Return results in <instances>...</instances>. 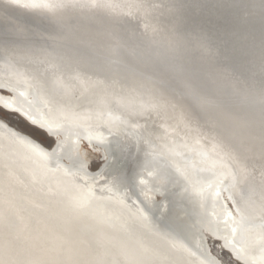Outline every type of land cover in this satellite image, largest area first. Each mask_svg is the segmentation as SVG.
I'll return each mask as SVG.
<instances>
[{
  "label": "snow or ice",
  "instance_id": "obj_1",
  "mask_svg": "<svg viewBox=\"0 0 264 264\" xmlns=\"http://www.w3.org/2000/svg\"><path fill=\"white\" fill-rule=\"evenodd\" d=\"M0 62L9 69L0 128L36 164L32 182L66 153L74 168L54 194L60 211L41 218L20 205L11 155L0 162V264H264V0H0ZM74 82L104 85L122 109L102 122L107 137L87 135V148L71 141L73 129L99 128L90 122L104 113L72 98ZM165 112L178 117L171 135L154 127ZM9 116L27 130L10 128ZM145 149L167 171L138 174L143 206L129 205L113 189L127 178L132 192L125 167ZM156 176L198 210L161 206L175 235L149 215ZM193 230L199 256L186 242Z\"/></svg>",
  "mask_w": 264,
  "mask_h": 264
},
{
  "label": "bare ground",
  "instance_id": "obj_2",
  "mask_svg": "<svg viewBox=\"0 0 264 264\" xmlns=\"http://www.w3.org/2000/svg\"><path fill=\"white\" fill-rule=\"evenodd\" d=\"M3 69L0 70V82H3L4 78L7 76L6 72L3 71ZM72 88V98L75 99L76 96H79L80 99L76 101L77 103H81L85 106H91L94 109H100L103 111L104 115L101 117L100 121H91L90 123H93L94 125L99 123L101 126L99 128L93 126L88 128H75L73 129L74 133H79V137L75 134L71 136V141H76L79 138L80 144L82 147L87 148L88 146V140L87 135L91 133L93 136L99 133H103L104 136H108V132L106 128L103 126V121L113 119L116 116H119L122 114V109L117 106L115 96L114 95H108V89L104 85L99 84H91V83H73L71 85ZM24 89L21 88V91ZM6 94V93H3ZM31 99V97H29ZM18 106V105H17ZM39 106V105H37ZM111 112V117L108 115V113ZM136 122V121H133ZM139 123L143 124L144 121L140 120ZM178 124V117L175 113L171 112H165L162 113V116L160 119L155 121L154 127L157 129L159 135H163L164 131L167 130L169 134H172V128L175 127ZM123 126H119V124H116V126L113 128V131L120 130L122 131ZM182 127V126H181ZM177 132L180 133V135H184L183 132H180V128L177 127ZM36 139L39 143H43L45 147L48 148V145L33 136L32 134L28 133ZM143 134V133H142ZM191 135V134H189ZM113 137H109V140ZM87 143V145L84 144ZM203 148L205 150H208L211 148V144L202 141ZM96 141L92 142V146L95 147ZM7 148V149H6ZM51 149V148H49ZM88 150V160H96V157L98 153L92 151L90 148ZM142 153L147 155L144 157L146 159V163L150 166H152L153 169H160L162 172L167 170L165 169L166 166H164L161 162L158 161V159L154 158L153 156L148 154V150L145 149L142 151ZM14 154V155H13ZM7 155H11L12 161L14 164V173H15V189L17 196L20 201V205L22 208L26 209L28 212L33 213V215H39L41 218L46 217L49 213L52 212H59L60 206L57 203L55 193L58 192V190L63 186V182L69 181V178L65 175V169H57L56 171H43V177L44 179L41 180L40 183L36 184L32 182L31 173L34 169H36V164L28 158H25L20 152H17L16 150L13 151L4 146H0V162H2ZM149 155V156H148ZM23 157L25 159H22L20 162V158ZM52 165V164H51ZM50 168H52L50 166ZM95 169V167H93ZM69 171V169H68ZM151 171V170H147ZM143 174L144 178L147 177ZM257 179L258 173H257ZM72 179V178H71ZM147 179V178H146ZM154 181H158L159 184H161V177L156 176L153 178ZM170 184V182L166 183ZM97 194V193H96ZM99 196V194H97ZM222 197L226 195V193L221 194ZM33 202L36 204L41 205V208L34 209L33 208ZM130 205V204H129ZM231 207V205H229ZM133 211V208L131 209ZM78 227L81 230H87L89 227V222L87 220H82L79 222ZM108 235H112L115 233V229L108 228L106 225L102 226Z\"/></svg>",
  "mask_w": 264,
  "mask_h": 264
},
{
  "label": "water",
  "instance_id": "obj_3",
  "mask_svg": "<svg viewBox=\"0 0 264 264\" xmlns=\"http://www.w3.org/2000/svg\"><path fill=\"white\" fill-rule=\"evenodd\" d=\"M1 69H3L1 72H3V71H5V73L8 72L6 74H7V76L9 75V69H7L2 62H0V70ZM6 122L9 124L10 128H24L25 130H27V127H28L23 121H18L14 116H9V118ZM121 128L123 130V127H121ZM28 133L32 134L33 136H35L36 138H38L39 140H41L42 142H44L47 145H49V143H51L53 148L56 146L55 143L50 140V138L45 139L44 136H42L39 131H37L36 133H32L29 131ZM138 135H142V133H138ZM31 138L33 140H35L36 142H38L33 137H31ZM113 139H115V138H112L110 140H113ZM84 144L87 145V143H85V142H84ZM0 146L10 148L13 151V153H14V150H16L17 152H20L23 156H25V158H28L27 153H26L25 149L23 148V146L14 144L11 140V137L7 135V133L5 132V130L3 128H0ZM48 150L51 151L52 148L48 149ZM145 156L147 158L146 154L142 153V151L139 152L138 153V159L134 157L133 160L128 164V166L125 167L126 177H127V173L129 171V169H131V177H132V181L134 184L132 192L128 193L127 196H125L124 186L128 183L127 178L124 179L123 183L118 188L113 189L114 195H116L120 198L126 199L127 203L130 205L132 203V200H140L141 206H143V198L139 196V192L141 191V188L138 185L137 175L139 174V175L143 176V174L145 173V171H144L145 169L152 171V169H151L152 166L148 165L145 161L146 159H144ZM25 158L21 157L19 161L21 162L22 159H25ZM89 161L91 162L94 160L90 159ZM50 166L52 167V168H50L52 171H56L57 169H61V170H63V169L68 170L69 169V171H74L73 161L67 158V153L65 154L64 159H59L57 162L53 163ZM93 166H95V163H93ZM165 169H167V168L165 167ZM165 171H167V170H165ZM67 177L68 176H66V178ZM145 178L148 179V177H145ZM153 178H150L149 187L153 189L154 193H156L157 189L159 190V192L156 193V200H155L154 206L152 208V211L149 212L148 208H145V211L149 212V215L153 219V224L155 225L156 230L158 232H170L171 234L175 235L176 233L172 230L174 226L170 225L169 218L167 216H161V211H160L161 206L164 205L165 203H168L169 199H176V200H179V202L184 206V210L190 212L193 215V217L198 218L197 217V211L198 210H197L195 204L190 202L191 196L188 193H183L182 189L179 185H177L176 187H173V182H170V184H164L163 186H161V184H159L158 181H154ZM71 180L72 179L69 178V181H71ZM165 193H167V198L165 196ZM97 194L101 195V193L99 191H97ZM104 195L107 196L110 194L105 193ZM129 197H130V199H129ZM132 208H133V212H135V207L133 206ZM218 210L219 209L217 208V211ZM212 211H213V209L211 207V204H209L208 212L211 213ZM198 241H199V235H198V233L195 232V230L186 234V242L188 243L189 247L192 249L193 252H197L196 245H197ZM217 247H218V245H217ZM212 254L215 255V250H213ZM254 255L259 256V252L258 251L255 252ZM197 256H199V252H197ZM201 258H203V257H201ZM188 260H189V264H196L197 257H188ZM241 264H243V262H241Z\"/></svg>",
  "mask_w": 264,
  "mask_h": 264
},
{
  "label": "rangeland",
  "instance_id": "obj_4",
  "mask_svg": "<svg viewBox=\"0 0 264 264\" xmlns=\"http://www.w3.org/2000/svg\"><path fill=\"white\" fill-rule=\"evenodd\" d=\"M93 167H95V166H93Z\"/></svg>",
  "mask_w": 264,
  "mask_h": 264
}]
</instances>
